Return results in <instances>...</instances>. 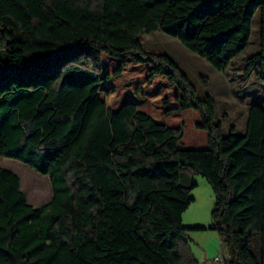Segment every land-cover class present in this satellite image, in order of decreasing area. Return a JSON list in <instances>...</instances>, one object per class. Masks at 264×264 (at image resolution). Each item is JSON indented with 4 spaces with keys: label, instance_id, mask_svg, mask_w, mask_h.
Masks as SVG:
<instances>
[{
    "label": "trees",
    "instance_id": "obj_1",
    "mask_svg": "<svg viewBox=\"0 0 264 264\" xmlns=\"http://www.w3.org/2000/svg\"><path fill=\"white\" fill-rule=\"evenodd\" d=\"M257 11L263 72L264 0H0V157L53 194L34 206L0 166V264H199L184 235L201 229L224 264H264V106L224 135L214 97L140 40L161 30L226 72ZM183 169L213 188L209 228L183 223Z\"/></svg>",
    "mask_w": 264,
    "mask_h": 264
},
{
    "label": "rangeland",
    "instance_id": "obj_2",
    "mask_svg": "<svg viewBox=\"0 0 264 264\" xmlns=\"http://www.w3.org/2000/svg\"><path fill=\"white\" fill-rule=\"evenodd\" d=\"M140 40L147 51L171 57L187 74L199 95L210 94L214 97L216 120L222 122L224 135H229L233 126L235 133H243L246 129L249 107L254 103L264 106V71L259 72L258 66L248 71L247 63V59L260 50L259 11L253 17L252 32L247 47L233 59L226 72L216 70L206 59L190 51L178 39L161 30L143 33ZM185 117L193 121L196 119L193 111H189ZM0 166L16 172L20 176L21 188L34 206H41L52 198V188L48 176L38 173L35 169L14 158L0 157ZM186 172L194 177L197 187L191 192L195 202L189 207L190 211L183 215L184 225H190L188 224L190 221L188 214L197 208L202 212L201 221L209 228L213 222V210L216 205L213 188L201 175H193L188 169H183V173ZM37 192L39 198L35 195ZM206 230H209V233H205L207 236L216 234L212 233L216 231ZM189 232L190 230H187L185 234L191 235ZM218 247L224 255L226 245L219 243Z\"/></svg>",
    "mask_w": 264,
    "mask_h": 264
},
{
    "label": "crops",
    "instance_id": "obj_3",
    "mask_svg": "<svg viewBox=\"0 0 264 264\" xmlns=\"http://www.w3.org/2000/svg\"><path fill=\"white\" fill-rule=\"evenodd\" d=\"M189 209L187 211H190ZM187 211L185 212V215ZM201 214L202 212L200 210H197V208L192 210V212L188 214V216H190L188 217V219L190 220L188 221V224L190 225L186 226H201L208 228L206 225H204L203 221H201ZM189 233H191V235L185 234L184 238L187 241L193 255L198 260L199 264H224L222 262L215 261L217 256H219L220 254L223 255V253L219 249L220 247H218V244L220 243L221 245L222 243L217 232H212L216 234H211V236H207V234H205L209 233V230L206 229L190 230ZM227 256L228 254L226 251V253L223 255V258L225 259V257Z\"/></svg>",
    "mask_w": 264,
    "mask_h": 264
},
{
    "label": "built area",
    "instance_id": "obj_4",
    "mask_svg": "<svg viewBox=\"0 0 264 264\" xmlns=\"http://www.w3.org/2000/svg\"><path fill=\"white\" fill-rule=\"evenodd\" d=\"M215 261L224 263L226 260L223 258V255L220 254L216 257Z\"/></svg>",
    "mask_w": 264,
    "mask_h": 264
},
{
    "label": "bare ground",
    "instance_id": "obj_5",
    "mask_svg": "<svg viewBox=\"0 0 264 264\" xmlns=\"http://www.w3.org/2000/svg\"><path fill=\"white\" fill-rule=\"evenodd\" d=\"M42 193H43V192H42ZM35 195H36V197L39 198V193H38V192H37ZM44 199H45V197H44ZM44 199H43V200H44Z\"/></svg>",
    "mask_w": 264,
    "mask_h": 264
}]
</instances>
